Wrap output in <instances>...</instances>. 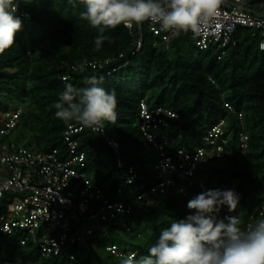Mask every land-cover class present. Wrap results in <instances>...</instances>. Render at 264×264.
Instances as JSON below:
<instances>
[{
    "label": "trees",
    "instance_id": "1",
    "mask_svg": "<svg viewBox=\"0 0 264 264\" xmlns=\"http://www.w3.org/2000/svg\"><path fill=\"white\" fill-rule=\"evenodd\" d=\"M14 4L27 14L20 17L22 29L16 33L15 44L0 54V98L4 96L0 110L19 106L22 110L16 126L2 139H14L37 151H64L62 134L68 123L55 117L54 105L65 87L61 77L68 74V82L75 87L86 86L84 80L96 76L102 78L100 86L115 92L117 121L106 123L103 130L117 141L125 167L138 165L135 182L127 186L132 192H139L141 184L147 190L155 182L152 165L159 158V150L139 128L140 100L176 114L166 117L165 126L152 129L158 143L166 142L163 151L173 158L178 149L193 151L201 146L206 131L220 118L225 119L229 132L226 146L236 150L240 131L248 141L244 152H226L222 158L199 164L196 181L186 194L167 188L164 194L145 195L152 198L150 204L144 199L134 204L135 213L104 222L105 231L79 249L84 253L81 257L70 259L67 253L44 256L31 242L20 244L12 236L5 248L0 244V264H120L125 257L105 251L108 244L123 251L137 250L139 258L147 254L163 228L193 212L187 203L197 194L199 180L208 189L232 188L240 194L237 209L229 212L223 207L220 218L238 215L244 225L255 208H264V51L258 48L257 33L245 27L235 29V43L217 58L214 45L195 51L191 32L173 37L168 48L153 46L145 22L141 24L142 44L135 51V36L121 24L105 30L108 38L97 51L98 29L81 18L86 8L80 0H14ZM106 58L110 61L100 67L77 68L83 59ZM224 101L235 111H227ZM237 113L242 114L241 121ZM74 137L85 154L82 171L92 174L105 195L114 198L123 181L115 152L104 136L91 129L81 126ZM253 214L254 224L261 215ZM151 217L150 229L146 224L138 229L132 224ZM119 219L130 229H123ZM119 230L133 231L143 242L120 248L113 241ZM75 250L65 247L66 252Z\"/></svg>",
    "mask_w": 264,
    "mask_h": 264
},
{
    "label": "built area",
    "instance_id": "2",
    "mask_svg": "<svg viewBox=\"0 0 264 264\" xmlns=\"http://www.w3.org/2000/svg\"><path fill=\"white\" fill-rule=\"evenodd\" d=\"M26 14L17 6L15 16ZM145 23L153 46L160 44L168 48L171 39L178 35L163 31L159 24L150 21ZM141 26L126 28L131 36H135V51L143 41ZM243 27L251 29L252 34H258L260 49V44L264 42V0H223L210 24L202 28L199 34L191 32L195 51L214 45L219 58L227 45L235 43V29ZM108 61L109 58L103 61L83 59L77 68L81 70L82 65L83 69L87 66L100 67ZM65 77L69 75L61 77L63 83ZM223 106L229 112L235 111L227 101L223 102ZM21 110V106L14 110H0V233L13 236L20 244L31 242L44 256L63 253H67L70 259L83 256L84 253H79V249H83L88 240L105 231L104 222L135 213L134 204L146 199L145 195L164 194L167 188L186 194L188 186L196 181L195 171L199 164L222 158L226 152H244L247 148L248 137L243 131L238 134L236 150L226 146L229 132L225 119L220 118L206 131L201 146L193 151L178 149L173 158L163 151L166 142L158 143L152 129L165 126L166 117H174L176 114L160 106L149 107L140 100L139 128L159 150V158L152 165L155 182L147 190H144L147 188L145 184L139 186V192L127 189L137 178L138 165L129 164L125 167L118 154L117 141L102 130L98 133L104 136L115 152L116 166L123 175L121 185L114 191L115 197L110 198L93 180L92 174L82 171L86 166L85 154L78 148V141L74 137L81 130L80 125H66L62 134L64 151L56 148L37 151L14 139H2L16 126ZM237 117L239 121L242 120L241 113H237ZM207 189L202 180L197 181V194ZM145 201L150 204L152 198L148 197ZM254 212L261 215L264 208H255ZM254 212L248 216L244 225L240 220L242 229L253 225ZM119 224L125 230L130 229L123 219H119ZM67 246L76 250L66 252ZM104 249L125 258L129 253H137V250L123 251L113 244L106 245Z\"/></svg>",
    "mask_w": 264,
    "mask_h": 264
},
{
    "label": "clouds",
    "instance_id": "3",
    "mask_svg": "<svg viewBox=\"0 0 264 264\" xmlns=\"http://www.w3.org/2000/svg\"><path fill=\"white\" fill-rule=\"evenodd\" d=\"M86 11L81 18L98 29L94 38L98 51L108 38L106 29L123 24L150 21L165 32L199 34L208 26L223 0H80ZM14 0H0V54L15 44L16 33L22 29L20 17L15 16ZM264 51V42L260 44ZM83 71V65L81 66ZM84 87H75L65 77L64 90L55 103V117L66 124L78 122L95 132L106 123L117 121V98L114 91L100 86L102 78L84 80ZM240 194L232 188H210L200 192L187 203L194 210L185 218L174 219L163 228L146 255L132 252L120 264H264V213L251 227L242 229L238 216L219 217L223 207L234 212Z\"/></svg>",
    "mask_w": 264,
    "mask_h": 264
},
{
    "label": "rangeland",
    "instance_id": "4",
    "mask_svg": "<svg viewBox=\"0 0 264 264\" xmlns=\"http://www.w3.org/2000/svg\"><path fill=\"white\" fill-rule=\"evenodd\" d=\"M4 96H1V100L3 99ZM154 223L153 218H144L143 220L136 221L134 220L132 224L138 229L144 226L145 224L149 227V229L152 227ZM115 238H113V241L116 242V244L120 248H128L130 247V242L135 243H142L143 242V237L141 236H135L133 231L130 232H125L123 230H119L117 234L114 235ZM12 239V236L6 235V234H1L0 233V244L3 248H5L6 244L10 242Z\"/></svg>",
    "mask_w": 264,
    "mask_h": 264
}]
</instances>
